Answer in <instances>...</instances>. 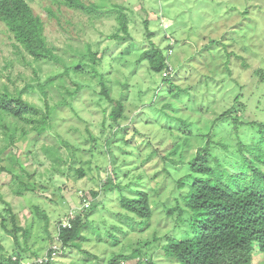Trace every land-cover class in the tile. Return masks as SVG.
<instances>
[{
	"label": "rangeland",
	"instance_id": "rangeland-1",
	"mask_svg": "<svg viewBox=\"0 0 264 264\" xmlns=\"http://www.w3.org/2000/svg\"><path fill=\"white\" fill-rule=\"evenodd\" d=\"M27 1L35 14L43 19L47 40L55 49L59 62H33L28 55L26 60L32 61V64L22 61L15 52V40L0 22V90L3 92L6 86L14 93L27 88L28 84H45L49 78H53L55 82L48 86L46 102L56 111L50 128L34 145L19 140L15 145H10L7 131L0 125V151L7 150L0 156V168L8 167L9 154L16 155L18 163L12 161L14 167L24 165L26 172L34 175L30 183H34L37 190L19 196L13 190L16 188L12 183L13 175L0 170V209L6 203L10 204L21 226L32 228L29 245L34 252L38 251L39 259L46 257L54 243L58 222L62 219L66 222V214L85 207L80 200L83 195L92 201V197L87 196L89 191L99 193L96 203L99 207L90 214V219L98 224L107 219L109 224L124 228L120 232L114 229L122 241L117 246H114L115 239L109 241L111 237L102 235L105 242H95L88 231L84 232L89 239L83 243L84 250L103 262L116 254L130 255L137 247L136 241L139 244L147 239L152 241L155 234L163 236L174 231L179 235L183 225L176 227L174 220L162 213L163 205L174 202L173 180L191 173L187 164L203 143L202 139L194 138L191 132L196 135L197 128H200L207 133L214 120L232 106L238 92L235 81L246 83L248 87L259 81L255 70L264 69V0H83L86 5L99 8L98 18L68 9L53 0ZM47 8L52 9L53 15L46 12ZM120 13L128 16L130 38L127 41L111 38L117 33L126 36L117 20ZM145 21H149L154 36L149 37L146 33ZM165 34L171 39H165ZM151 42L165 49L172 71L160 75L151 72L147 62L137 64L141 54L152 47ZM89 48L103 55L104 62L98 66L88 58L83 59L89 64L85 67L86 74L77 75L73 66L82 62ZM8 62L11 65L8 66ZM92 67L105 74L114 100L121 99L123 95L127 98L124 100V119L114 128L109 126V114L116 103H110L98 95L99 77L93 78ZM166 76L171 83L163 81ZM87 81L92 84L91 89L84 88L76 96L71 95L70 92L77 89V83L82 82L83 85ZM258 87L262 92L255 95L253 102V97L248 96L247 109L239 113L244 122L255 119L264 122V86ZM23 95L46 111L39 89L35 88V92L29 90ZM63 100H66V104L61 106ZM104 120L106 126L103 128ZM185 122L191 125V129L183 128ZM193 122L195 130L192 128ZM119 128L130 132L128 135L121 132V136L115 137ZM225 130L226 133H233L230 127ZM249 133L248 127L240 131L243 139L248 138ZM90 135H93L95 142L90 140ZM126 135L128 139H133L130 144L118 147V143H112L108 147L111 140ZM33 136L36 133H31ZM222 137L220 135L215 140ZM171 141L177 150L173 158L177 164L167 166L171 172L169 178L159 174L157 166L160 169L164 166L160 158L150 161L148 158L157 151L163 155L169 154ZM70 146L79 148L75 149V156L82 162L80 166L84 164L86 167L83 180L73 176L69 179L54 170L55 167L69 169L76 166L71 161ZM50 174L54 177L53 181ZM108 179L112 180L113 189L106 192L103 189ZM118 186L125 187L120 191ZM138 190H146L151 196L152 207L157 206L148 229L145 225L120 223L114 216L123 212L120 199L133 198ZM36 206L49 216L48 231L46 222L36 217ZM49 233L54 239L53 243ZM0 238V244L4 247L0 256L7 257L16 246L12 237L1 228ZM59 244L55 242L54 247ZM22 245L25 247L24 242ZM144 252L149 257L154 255L157 264H177L169 260L158 245L147 246ZM62 253L54 264H87L81 261L84 256L82 252L65 250L64 257ZM31 260L37 258L26 259V262ZM138 260L128 259L124 263L137 264ZM253 264H264V254L258 245L254 248Z\"/></svg>",
	"mask_w": 264,
	"mask_h": 264
},
{
	"label": "trees",
	"instance_id": "trees-1",
	"mask_svg": "<svg viewBox=\"0 0 264 264\" xmlns=\"http://www.w3.org/2000/svg\"><path fill=\"white\" fill-rule=\"evenodd\" d=\"M53 1L64 5L68 9L79 10L96 18L100 15L97 6H88L83 0ZM46 12L53 15L51 8H47ZM117 20L119 21L120 30L126 36L122 37L120 33H117L111 35V38L118 41H127L130 38L128 16L120 13ZM0 22L5 26L10 37L15 40V52L22 61L31 65L32 61L26 60V55H28L33 59V62H59L55 49L47 40L43 19L35 14L33 7L27 0H0ZM143 25L148 36H154L155 32L150 29L149 21L143 22ZM164 37L167 40L171 39L166 34ZM151 46L150 49L141 54L137 64L147 62L150 71L155 74L163 75L168 71H172L165 49L155 46L152 42ZM168 46L171 47L172 45L169 44ZM86 58L98 66L104 62L103 55L89 48L86 54L83 55L82 62L73 66L75 74L81 76L86 74L85 67L89 65L83 61ZM9 64L11 65L8 62V66ZM92 70L93 78L99 77L100 91L98 95L101 99L116 103L109 114L111 120L109 126L114 128V125H118L120 120L124 119V100L127 98H124L123 95L121 99L114 100L111 95V87L105 80V74L100 73L96 67H92ZM229 73L231 76V72ZM255 75L259 81L254 82L249 87L248 84H240L234 79L235 88L238 90L235 93L234 102L230 108L214 120L207 133L200 128H197L196 135L191 132L194 138L202 139L203 143L187 164L191 173L178 180H173L172 193L176 194L174 195V202H169L171 205H163L164 209L162 211V213L165 212L167 218L174 220L176 227L183 225L182 232L179 235L175 234L174 231L163 236L155 234L152 241L147 239L141 244L136 241L135 245L137 247L130 255L126 253L116 254L103 262L101 258L84 250L83 243L89 241L84 232L88 231L95 242H103L102 235L103 237H111L112 239L109 241L115 239L113 241L115 242L114 246H117L122 241L114 229L120 232L124 228L109 224L107 219L99 221L100 224L90 219V214L99 207V204H96L99 200V193L89 191L87 196H91L92 201L83 195L80 200L83 207H85L82 210L66 214L67 225H65L63 219L58 222L55 241L52 240L49 233L48 236L52 243L54 241V243L60 242V244L54 247V243H51L52 246L47 251L48 260L42 263H38L36 260L28 262L54 264L53 262L62 252L63 257L66 256L65 250H69V252L76 250L84 253L81 261L87 264L90 261H95L94 264H125L124 261L137 258L139 259L137 264H157L154 261V255L149 257L144 249L147 246L158 245V248L163 250L166 257L177 264H253L255 245H258L262 254H264V122H258L257 119L244 122L239 117V113L247 109L248 96L253 97V102L255 95L259 91L262 92L258 86H264V69L255 70ZM163 81L171 83L168 76ZM54 82L53 78H49L45 84L40 82L36 86L28 84L27 88L17 90L14 93H11L6 86L3 92L0 90V125L7 131L10 145H15L18 140L24 141V144L27 145H34L39 137L48 131L56 109L50 108L48 102H46V97L48 96V86ZM81 83H77V89L70 92L72 96H76L84 88H92L90 82L83 85ZM250 87L252 88L248 90ZM35 88L39 89L40 94L44 97L46 111L24 98V93H29V90L35 92ZM64 104H66V100L62 101L61 106ZM8 119L15 120V122L9 123ZM194 124L193 122L192 128ZM105 126L106 120L102 123V127ZM190 126L185 122L183 128L191 129ZM227 127H230L233 133H226L225 128ZM243 127H248L251 131L246 139H243L240 134ZM121 132L128 135L130 131L119 128L115 133V137L121 136ZM31 133H36V136L31 137ZM127 135L111 140L108 147L110 148L112 143H118V147L130 144L133 139H128ZM220 135H223V137L215 140ZM233 135L235 136L234 140ZM90 137V140L95 142L93 135H90ZM229 141L233 144H229ZM63 143L65 142L63 141ZM170 145L169 154L163 155L160 151H157L151 158L150 156L148 158V161L152 158H160L164 166L162 169L157 166L159 174L162 173L169 178L171 172L167 166L170 163L177 164L173 159L177 153L173 141ZM77 148L69 147L71 161L76 166L73 165L69 169L55 167V172L60 171L62 175L68 176L69 179L72 176L77 180H83L86 177V167H84V164L80 166L82 162L78 161L75 156V149ZM6 151V149L0 151V156ZM220 153H223V155H220ZM230 153L234 154L230 155ZM7 161L8 167L1 166L0 170L9 171L13 175L12 183L16 187L13 189L14 192L19 196L28 192L35 193L37 191L36 186L34 183H30L34 175L26 172L24 165H20L19 168L14 167L12 161L18 163L16 155L9 154ZM73 170L75 172L72 174ZM50 177L53 181V175L50 174ZM118 187L122 191L125 186L123 188ZM108 189H113L111 179H108L104 184L103 190L107 192ZM185 189L188 190L185 192ZM87 202H90L89 206H86ZM120 207L123 212L114 215L120 223L133 224L134 226L145 225L148 229L157 206L152 207L151 196L146 190H138L133 198L122 197ZM34 209L36 217L46 222V231H48L49 216L39 206ZM0 228L12 237L16 246L11 255L5 257L1 254L0 264H25L27 263L26 259L33 257L39 260L38 251L34 252L29 245L32 228L21 226L18 215L8 203L5 204L3 209H0ZM104 232H106V235H104ZM22 242H24L25 247H23ZM3 251L4 247L0 244V253ZM30 253H32V256Z\"/></svg>",
	"mask_w": 264,
	"mask_h": 264
},
{
	"label": "clouds",
	"instance_id": "clouds-1",
	"mask_svg": "<svg viewBox=\"0 0 264 264\" xmlns=\"http://www.w3.org/2000/svg\"><path fill=\"white\" fill-rule=\"evenodd\" d=\"M87 204H88V206L90 205V203H86V206H87ZM66 223V225L68 224L67 222H65ZM45 258H47V254H46V257ZM45 258H43L44 260H45ZM43 259H39V260H43ZM47 260H48V258H47ZM46 260V261H47ZM36 262H37V260H36ZM29 263H31V262H27V263H25V264H29Z\"/></svg>",
	"mask_w": 264,
	"mask_h": 264
},
{
	"label": "built area",
	"instance_id": "built-area-1",
	"mask_svg": "<svg viewBox=\"0 0 264 264\" xmlns=\"http://www.w3.org/2000/svg\"><path fill=\"white\" fill-rule=\"evenodd\" d=\"M87 206H88V204H87ZM65 225H66V223H65ZM45 260H47V258H45ZM44 259L43 260H37V262L38 263H42L43 261H45ZM29 264H33V263H29Z\"/></svg>",
	"mask_w": 264,
	"mask_h": 264
}]
</instances>
